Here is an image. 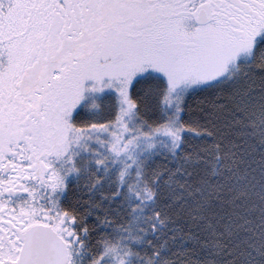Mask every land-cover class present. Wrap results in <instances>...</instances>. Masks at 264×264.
<instances>
[{
  "label": "snow or ice",
  "instance_id": "1",
  "mask_svg": "<svg viewBox=\"0 0 264 264\" xmlns=\"http://www.w3.org/2000/svg\"><path fill=\"white\" fill-rule=\"evenodd\" d=\"M0 264H264V0H0Z\"/></svg>",
  "mask_w": 264,
  "mask_h": 264
}]
</instances>
